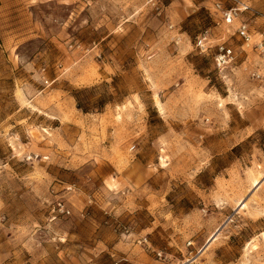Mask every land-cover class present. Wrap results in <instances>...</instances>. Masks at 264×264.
Segmentation results:
<instances>
[{"label": "rangeland", "instance_id": "1", "mask_svg": "<svg viewBox=\"0 0 264 264\" xmlns=\"http://www.w3.org/2000/svg\"><path fill=\"white\" fill-rule=\"evenodd\" d=\"M217 1L0 0V264H264V53Z\"/></svg>", "mask_w": 264, "mask_h": 264}, {"label": "built area", "instance_id": "2", "mask_svg": "<svg viewBox=\"0 0 264 264\" xmlns=\"http://www.w3.org/2000/svg\"><path fill=\"white\" fill-rule=\"evenodd\" d=\"M250 12V6L239 0H222L214 3L211 14L217 16L220 22L234 28V35L243 43V47L251 48L256 52L264 53V43L259 41L256 44L252 43L251 26L249 22L244 18V14ZM209 32L206 31L198 37L197 47L204 53H206L210 47ZM237 60V54L235 49L228 45L226 42H222L218 45L217 53L214 57V64L218 71L222 72L228 69L231 65L235 64ZM252 77L257 80L262 79V75L258 71L251 73ZM57 212L62 215H70L69 209L62 202L56 206Z\"/></svg>", "mask_w": 264, "mask_h": 264}, {"label": "trees", "instance_id": "3", "mask_svg": "<svg viewBox=\"0 0 264 264\" xmlns=\"http://www.w3.org/2000/svg\"><path fill=\"white\" fill-rule=\"evenodd\" d=\"M90 92L89 89L76 90L73 93V97L76 100L77 107L84 113H91L93 111L102 112L105 107L113 101V96L106 94L97 100L95 104L91 102L89 97L86 95Z\"/></svg>", "mask_w": 264, "mask_h": 264}, {"label": "bare ground", "instance_id": "4", "mask_svg": "<svg viewBox=\"0 0 264 264\" xmlns=\"http://www.w3.org/2000/svg\"><path fill=\"white\" fill-rule=\"evenodd\" d=\"M264 180V179H263ZM262 183V181L261 182H256V185L257 186H259L260 184ZM243 204V203H242ZM242 207H243V205H241ZM240 209V208H239ZM217 239V234H215V235H213V236H211V238H210V242H213L214 240H216Z\"/></svg>", "mask_w": 264, "mask_h": 264}]
</instances>
